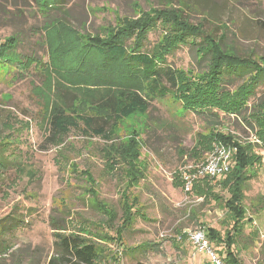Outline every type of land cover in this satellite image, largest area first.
Wrapping results in <instances>:
<instances>
[{"label":"rangeland","instance_id":"374dc122","mask_svg":"<svg viewBox=\"0 0 264 264\" xmlns=\"http://www.w3.org/2000/svg\"><path fill=\"white\" fill-rule=\"evenodd\" d=\"M45 1L0 0V42L19 35L14 47L0 44V221L10 215L19 218L2 238L0 264H46L51 256L59 255L50 216L65 226L63 233L94 242L100 264H211L207 252L193 251L188 232L201 227L196 218L222 231L224 210L209 198L184 192L179 177L183 166L201 163L214 146L203 120L187 110V103L198 97L202 71L211 54L199 60L195 48L200 40L180 42L167 28L154 27L145 45L151 47L158 38L175 43L167 62L178 68L180 84L176 90L159 87L165 97L152 101L151 121L145 115H131L118 121L108 140L72 129L47 143L49 118L58 109L110 117L107 109L95 106L91 99L120 88L74 83L79 63L93 72L103 70L98 64L101 57L92 47L84 56L87 45L109 37L126 20L139 22L153 9L170 4L166 0H64L58 11H49V7L41 8ZM189 1L194 5L190 20L213 15L227 25L224 40L235 54L264 58V0ZM217 32V36L222 34V30ZM106 71L113 78L142 85L141 77L127 73L121 62L109 63ZM249 76L236 77L232 86H245ZM231 94L235 97L237 93ZM262 98L264 78L256 84L248 106ZM248 110L246 115L252 121V109ZM219 117L223 122L219 128L243 139L253 138L254 130L244 120L222 113ZM198 132L199 150L189 158ZM132 146L140 153L137 171L142 175L131 189V197L138 200L135 207L142 206L144 215L122 231L119 240L116 229L122 221L124 183L118 172L123 176L125 165L123 160L116 161ZM178 147L186 151L181 159ZM255 149L263 162L246 192L247 204L264 196V149ZM210 186L212 193L225 195L214 182ZM248 209L253 222L246 225L233 250L243 264H264V207ZM189 210L194 211L195 219L187 215ZM209 246L222 260V245Z\"/></svg>","mask_w":264,"mask_h":264},{"label":"trees","instance_id":"16d2710c","mask_svg":"<svg viewBox=\"0 0 264 264\" xmlns=\"http://www.w3.org/2000/svg\"><path fill=\"white\" fill-rule=\"evenodd\" d=\"M166 1L170 7L153 9L151 15L139 22L126 20L125 26L116 29L109 37L96 39L87 45L88 49L83 51L84 56L91 53L89 48L92 47V52L94 49V53L101 57L98 64L102 66L103 70L97 69V72H93L90 67H85L80 63L75 67L77 71L74 83L76 84L112 85L120 88L118 91L103 93L91 99L95 106L107 109L110 117L85 115L58 109L50 115L49 131L45 142L52 143L58 135H67L72 129H79L86 136H98L108 140V135L118 121L136 114L145 115L146 121L150 122L152 101L165 97V93L160 92L159 87L168 85L171 89L176 90L179 88L180 78L178 68L167 62V55L173 52L177 46L174 42H166L158 38L151 47H147L145 43L149 31L154 27H164L167 28V32H171L173 36L179 38L180 42L192 43L190 42L192 39L188 38L200 40L199 47L195 48L196 56L199 60L206 59L207 54H211V57L207 69L202 71L203 74L197 73V76L202 74L200 80L203 85L197 89L198 97L187 103V110H191L203 120L204 131H209V138L214 140V144L215 142L229 144L235 150L231 157L230 168L226 173L215 178L205 176L196 179L191 188V193H195L196 197L209 198V200L220 204L224 210L223 230L206 226L202 221L197 220L194 211L189 210L187 215L190 216V219L196 218L201 226L198 228L204 230L209 244L222 245L223 251L220 252L221 255H224L221 260L222 264H243L233 247L243 236L246 225L253 222L252 218L248 216V207H251L253 211L264 207V196L261 195L250 199L248 204L246 203V192L250 182L257 177L263 162L262 154L257 152L255 147L264 149V98L250 106H248V101L254 93L256 84L264 78V58L261 57L257 60L250 56L235 54L234 48L227 45L224 40L225 32L223 31L227 29V25L213 15L205 14L199 21L190 20V12L194 5L189 0ZM45 2L41 4V8L45 6L50 8L49 11L52 9L58 11L64 0H46ZM131 29H135V33L127 32ZM218 30H222L220 36H217ZM14 36L4 38L0 44L5 45L6 48L14 47L17 43L19 44V35L14 34ZM185 36L187 37L185 38ZM130 37H133L132 41L129 40ZM1 50H3L2 47H0V52ZM116 62H121L127 73L141 77L142 85L140 83L131 85L115 76L113 78V75L106 71V65ZM246 73H249L250 76L245 86H232L234 80ZM233 91L237 93L234 94L235 97L231 94ZM62 92L71 93L65 89ZM75 97H71L70 100H74ZM71 106V102L66 104L67 109H70ZM249 107L254 116L252 121L246 115L249 112ZM219 113L227 116L233 115L244 120L247 126L254 130L253 138L243 139L234 132L219 128L223 123ZM200 137V132L194 135L193 151L187 153L189 158L199 150L197 143L200 142ZM129 150L128 154L116 161L119 163L123 160L122 164L125 165L123 176L120 171L118 172L119 180L124 183L121 202L122 221L116 229L119 240L122 231L124 232L137 217L144 215L142 206L135 207L138 200L133 198L131 191L142 175L137 171L140 153L133 146ZM177 153L180 159L186 155V151L182 147L177 148ZM211 182L224 191L225 195L220 196L217 193H212ZM18 220L17 215H10L0 221V247L4 245L2 239L4 234L13 229ZM49 222L54 229L52 232L54 245L59 255L51 256L46 264H100L97 246L94 242L78 234L63 233L66 230L65 226L58 224L52 216H50ZM211 264L213 263L211 262Z\"/></svg>","mask_w":264,"mask_h":264},{"label":"built area","instance_id":"2783aa9c","mask_svg":"<svg viewBox=\"0 0 264 264\" xmlns=\"http://www.w3.org/2000/svg\"><path fill=\"white\" fill-rule=\"evenodd\" d=\"M234 150L235 148L229 144L216 142L204 161L183 166L180 170L183 191L186 193L190 192L196 179L205 176L215 178L226 173L230 168L231 157ZM188 235L196 253L203 250L209 254L213 264H222V261L210 248L202 228H197L192 232H188Z\"/></svg>","mask_w":264,"mask_h":264}]
</instances>
